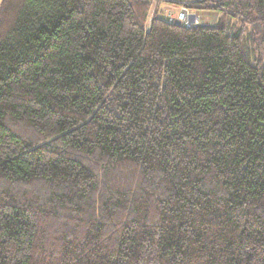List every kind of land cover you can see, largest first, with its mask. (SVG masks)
I'll use <instances>...</instances> for the list:
<instances>
[{
  "label": "trees",
  "instance_id": "trees-1",
  "mask_svg": "<svg viewBox=\"0 0 264 264\" xmlns=\"http://www.w3.org/2000/svg\"><path fill=\"white\" fill-rule=\"evenodd\" d=\"M0 264H264V0H0Z\"/></svg>",
  "mask_w": 264,
  "mask_h": 264
},
{
  "label": "rangeland",
  "instance_id": "rangeland-1",
  "mask_svg": "<svg viewBox=\"0 0 264 264\" xmlns=\"http://www.w3.org/2000/svg\"><path fill=\"white\" fill-rule=\"evenodd\" d=\"M159 9H160L161 15H163V16H169L170 14L175 15L179 11V4L161 1L159 3ZM151 15H152V13H151ZM195 18H196L197 22H200V23L202 22L203 24H209L210 22H212L214 20L213 19L214 17L208 16V15H204L203 17L197 15Z\"/></svg>",
  "mask_w": 264,
  "mask_h": 264
},
{
  "label": "built area",
  "instance_id": "built-area-1",
  "mask_svg": "<svg viewBox=\"0 0 264 264\" xmlns=\"http://www.w3.org/2000/svg\"><path fill=\"white\" fill-rule=\"evenodd\" d=\"M180 13L175 19L185 27H190L193 23L197 22L196 18H192L188 14V9L185 5L180 8ZM174 18L168 17L166 20H173Z\"/></svg>",
  "mask_w": 264,
  "mask_h": 264
},
{
  "label": "crops",
  "instance_id": "crops-1",
  "mask_svg": "<svg viewBox=\"0 0 264 264\" xmlns=\"http://www.w3.org/2000/svg\"><path fill=\"white\" fill-rule=\"evenodd\" d=\"M164 2H167V1H164ZM180 8H181V5H179V11H178V13H176L175 15L174 14H170L169 16H171V17H177L178 15H179V13H180ZM189 13H190V15H191V17H196L197 15L198 16H204V15H208V16H212V17H214L213 19V21L212 22H210L209 23V25H214V23L216 22V19H217V13H215V12H205V11H200V10H196V9H193V8H189ZM160 17H162V18H164V17H166V16H163V15H161V13H160Z\"/></svg>",
  "mask_w": 264,
  "mask_h": 264
}]
</instances>
